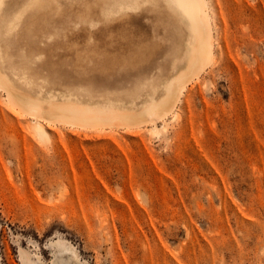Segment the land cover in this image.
<instances>
[{
    "label": "rangeland",
    "instance_id": "1",
    "mask_svg": "<svg viewBox=\"0 0 264 264\" xmlns=\"http://www.w3.org/2000/svg\"><path fill=\"white\" fill-rule=\"evenodd\" d=\"M31 1L6 0L3 15L26 8L8 61L35 90L142 113L183 63L178 21L157 0L125 13L117 0ZM213 1L218 61L165 133L46 122L41 141L0 91V264H27L22 252L76 264L63 243L87 264H264V0Z\"/></svg>",
    "mask_w": 264,
    "mask_h": 264
},
{
    "label": "bare ground",
    "instance_id": "2",
    "mask_svg": "<svg viewBox=\"0 0 264 264\" xmlns=\"http://www.w3.org/2000/svg\"><path fill=\"white\" fill-rule=\"evenodd\" d=\"M151 1L155 0H117V4L119 11L125 13L138 10L142 3ZM157 1L169 11L174 22L178 21L179 31L183 34L179 52L183 63L162 85V95L158 99L152 95L146 101L143 112L137 113L135 109L137 104L133 100L128 105L113 97L102 99L90 95L87 97L82 91H73L68 87L64 90L43 89L44 85L39 86L37 90L31 88L32 81L27 76V69L19 71L8 61L9 35L16 29L26 8L16 10L7 17L3 15L6 0H0V91L4 95V99H1L2 104L14 115L17 122L21 123L27 116L30 117L26 120L28 122L25 123L26 129L41 141L51 137L46 122L81 128L139 126L150 123L149 130L152 134L165 133L168 123L162 120L169 118L173 121L178 118L179 112L176 109L188 85L199 80L205 69L218 61L217 41L214 37L217 30L214 16L218 6L213 0ZM30 3L31 9L39 8L37 0ZM41 52L40 49H36L32 55L40 59V56H43ZM159 121L162 122L160 126L157 124ZM61 251L70 253L68 260L76 261V264H87L80 262L76 250L70 244L63 243ZM22 253L27 264H37L39 261L37 259L36 262L33 261L28 252Z\"/></svg>",
    "mask_w": 264,
    "mask_h": 264
}]
</instances>
